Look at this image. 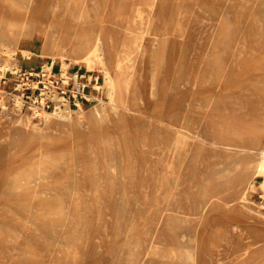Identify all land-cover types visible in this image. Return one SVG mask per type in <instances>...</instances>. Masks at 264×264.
<instances>
[{
    "label": "rangeland",
    "instance_id": "rangeland-1",
    "mask_svg": "<svg viewBox=\"0 0 264 264\" xmlns=\"http://www.w3.org/2000/svg\"><path fill=\"white\" fill-rule=\"evenodd\" d=\"M97 37L113 103L74 66ZM6 63L0 264H264L258 155L222 144L264 129V0H0ZM57 105L69 121L34 114Z\"/></svg>",
    "mask_w": 264,
    "mask_h": 264
},
{
    "label": "bare ground",
    "instance_id": "bare-ground-1",
    "mask_svg": "<svg viewBox=\"0 0 264 264\" xmlns=\"http://www.w3.org/2000/svg\"><path fill=\"white\" fill-rule=\"evenodd\" d=\"M21 1H23V0H21ZM31 2H33V1H31ZM41 10L43 11V9H41ZM141 34H142V36H144L145 35V31H141ZM98 36H100V35H98ZM62 38H63V41H65V43L70 44V39L71 38H70V35L67 33V31L65 32V34H63V37ZM81 43L84 46L87 43V41L84 40V41H81ZM55 48H57V47H55ZM74 48L72 50L75 52V55L77 56L76 59L73 60V61L77 62V64L74 65V66L76 68L77 67L83 68L85 70V72H86L85 74H87V77H90V71H92L93 68H97L98 71H99V73L102 74L103 79L100 80L99 77H96V83L94 85V89L96 90V93L97 94H101L102 91H103V89L106 86V83L108 82L109 85H110L108 87H111V89H110L111 90V93H110V96H108V97H110L109 98L110 102L113 103L112 95L115 94V92H116V84H115V79H114V76H113V73H112L111 70H112L113 67H118L119 66L118 65L119 64V61L117 59H116V62H115V60H113L114 57L115 58L117 57V53H114V55L112 57V54H110V52H106L103 49V47H102L101 37H97L96 40L93 42V44H91V47L84 46L83 49H84V52L85 53H84V55L81 58H80V55H78V51L82 47H80L78 45H75ZM185 51H186V49H184L181 54H183ZM114 52H116V50ZM20 54L24 58H27V59L30 57L29 50L28 51L27 50H21L20 51ZM131 54H132V50L130 48V50L128 51V53L125 55L127 57V59H129V57L131 56ZM181 57L183 59L185 57V55H181ZM68 63L69 62L67 60H65V59H61V61H60V76H61V80H62V82H63L64 85H66L69 82V80H70L69 79V76H68V73H67V71L69 69ZM44 68L46 69V68H48V66L47 67H44ZM22 72H23V70H22ZM7 73H11V74L17 75V74H20L21 71H19V67L11 66V64L6 63L3 66H0V78L3 75L7 74ZM178 74H181V73H178ZM24 79H21V83L22 84L19 85L20 88L21 87H24V86H29V87H32L34 89V88H37L39 86V83H30L28 81H25ZM90 79H91V77H90ZM42 82L45 85L44 89L48 90V92H50V94H51V96H53V98H57L56 95H55V92L51 89L52 82L48 78L47 73H45L42 76ZM74 86L72 87L73 89H76L77 91H81L82 92V95H86L85 94V88H86L87 85L85 83L84 84L78 83L77 82V78H75ZM74 92L75 91H73V93ZM45 95H46L45 91L42 90L41 99H43V97ZM60 100H63V98H61ZM98 103L101 106L103 105V103H102V101L100 99H99V102ZM20 104H21L20 98L19 97H15V105L19 108L20 107ZM74 108L78 112H81L83 107H82L81 104H79L76 101V103L74 105ZM60 111H61V108H60L59 105H57L55 112L52 113V114H49V113H47V112H45L43 110H39L37 108L35 109L34 114L36 116L44 119L45 121H52V123H54L55 122V119H58V118H60L61 120H65V121H69V119H71V116H72L70 114L71 110L69 111V114L67 113L66 116H64V117L61 114H59ZM258 131L260 132V134H259V139L256 140V141H253L252 140L251 142H247V141L233 139V138L230 137V138H227L226 140H224L222 144L224 146L229 147V148H232V149H246V150H251V151L257 153L258 158H259V167H258V173H257V176L260 177V180H259V190H260V193L262 194L261 196L264 199V144L262 145V142H264V129H260ZM34 161H36V159ZM35 164H37V163H35ZM35 184H36V181H35ZM10 189L13 190V188H10ZM27 191H29V190H27ZM178 212H179L178 210L175 211V213H177V214H178ZM235 222H237V221H235ZM254 244L255 243L249 244L248 245L249 248L252 247Z\"/></svg>",
    "mask_w": 264,
    "mask_h": 264
}]
</instances>
